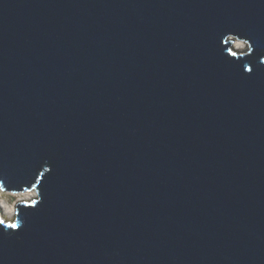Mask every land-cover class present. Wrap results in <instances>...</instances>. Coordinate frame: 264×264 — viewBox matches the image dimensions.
<instances>
[{"label":"water","instance_id":"1","mask_svg":"<svg viewBox=\"0 0 264 264\" xmlns=\"http://www.w3.org/2000/svg\"><path fill=\"white\" fill-rule=\"evenodd\" d=\"M261 60L264 0H0V264H264Z\"/></svg>","mask_w":264,"mask_h":264},{"label":"bare ground","instance_id":"2","mask_svg":"<svg viewBox=\"0 0 264 264\" xmlns=\"http://www.w3.org/2000/svg\"><path fill=\"white\" fill-rule=\"evenodd\" d=\"M232 45L236 50H240L243 49L246 44H244L242 41L233 40ZM17 197H18L17 201L20 202L29 201L31 198L35 197V192L33 190L22 191L19 192ZM0 210L4 220L15 217V206L9 204L1 195H0Z\"/></svg>","mask_w":264,"mask_h":264},{"label":"rangeland","instance_id":"3","mask_svg":"<svg viewBox=\"0 0 264 264\" xmlns=\"http://www.w3.org/2000/svg\"><path fill=\"white\" fill-rule=\"evenodd\" d=\"M246 49H247V47H246V45H245V47L243 48V49H240V50H237V51H239V52H244V51H246ZM19 193H14V194H12V193H7V192H2V191H0V195L9 203V204H11V205H13V206H15L16 207V204L19 202V201H17V199H18V197H17V195H18ZM31 200V199H30ZM3 217V216H2ZM6 220H8V221H12L13 220V218H10V219H6Z\"/></svg>","mask_w":264,"mask_h":264},{"label":"snow or ice","instance_id":"4","mask_svg":"<svg viewBox=\"0 0 264 264\" xmlns=\"http://www.w3.org/2000/svg\"><path fill=\"white\" fill-rule=\"evenodd\" d=\"M233 55H235V53H233ZM261 63H264V60H261ZM244 71H246L248 73H251L252 72V68L251 67L245 68ZM3 223H4V221L2 219H0V224H3ZM11 227L15 229V228H18V225L12 224Z\"/></svg>","mask_w":264,"mask_h":264}]
</instances>
